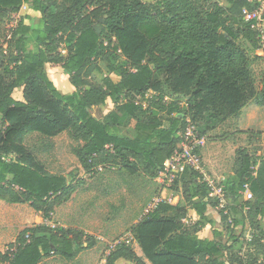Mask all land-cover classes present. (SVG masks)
I'll return each instance as SVG.
<instances>
[{"label": "trees", "instance_id": "1", "mask_svg": "<svg viewBox=\"0 0 264 264\" xmlns=\"http://www.w3.org/2000/svg\"><path fill=\"white\" fill-rule=\"evenodd\" d=\"M24 4L40 13V22L29 24L31 15L25 14L9 26ZM259 5V0H0V200L29 203L49 219L87 182L48 171L27 144L35 134L47 148L51 138L67 132L86 173L102 166L157 180L188 117L207 129L238 117L250 102L264 108V71L258 90L252 68L259 56L252 57L246 41L240 43L259 48L258 33L245 20V11ZM105 15L98 33L94 25ZM102 61L119 82L110 75L95 78ZM47 63L62 65L73 92L57 87ZM18 88L22 100L13 96ZM167 96L173 99L169 104ZM149 97L153 104L137 103ZM108 99L116 109L105 113ZM169 107L174 115L163 119ZM254 134L263 136L264 129ZM234 171L237 179L226 184L227 213L219 209L226 242L199 236L212 222L209 206L218 201L203 176L188 169L172 187L182 190L184 203L159 202L132 226L131 240L110 251L106 264L121 258L126 264H263L264 153L239 147ZM245 182L254 195L249 200L242 193ZM234 204L239 217L232 213ZM82 236L73 228L26 227L0 249V264H40L51 254L73 260L94 244L85 247Z\"/></svg>", "mask_w": 264, "mask_h": 264}, {"label": "rangeland", "instance_id": "2", "mask_svg": "<svg viewBox=\"0 0 264 264\" xmlns=\"http://www.w3.org/2000/svg\"><path fill=\"white\" fill-rule=\"evenodd\" d=\"M25 14L31 15L27 22L32 25L37 23L41 17L39 12L31 10L29 7L28 10L22 12V15ZM19 20V15L14 14L9 26L16 25ZM240 43L244 46L245 40L241 39ZM257 58H261L260 61L262 62L264 61V56ZM100 64L102 71L94 73L98 81H101L105 73H108L105 62L102 61ZM261 73L257 69L254 72L258 90L262 88ZM63 76L67 78V75L63 74ZM50 78L54 82L56 80L55 84L61 89L59 80L54 76H50ZM20 92L22 94L21 88L16 89L14 97ZM151 94L153 95V92ZM149 98V101H143L146 104H153L154 99ZM172 100L171 97L167 96V104ZM184 103L186 101L182 102V104ZM172 109L173 107H169L162 114L163 119L174 115ZM166 121L165 123H167ZM200 129L208 137L203 151L213 145L210 157L216 167L232 165V156L226 162V144L224 141L226 140V131L229 132L232 129L231 126L226 127V122H224L217 123L215 127L207 129L200 127ZM126 131L131 134V130ZM49 142L52 143V147L43 148V139L35 134L31 136L27 144L34 148L48 171L62 173L68 177H71L70 174L72 173L75 174V183H79L83 179H87V182L79 185L78 191L70 201L57 206L49 219H46L43 213L34 210L29 203L15 204L0 200V249L15 242L24 228L48 224L56 228L77 229L83 233L79 242L83 243L85 247L90 241H94V244L79 252L73 260H66L57 254H51V256L43 258L40 264H102L109 254V243H114L117 240H131L132 226L148 213L150 204L159 194V185L156 180H152L143 174L132 176L124 170L118 172L114 169H105L92 174L86 173L71 150L73 141L67 132L51 138ZM250 142L248 144L246 142V147L251 150L256 148L264 153V136L256 135L252 137ZM208 175L219 180L212 173ZM181 192L180 189L179 193ZM181 203L183 204L184 200ZM100 235H103L105 239L99 238ZM88 237L91 239L87 240ZM119 264H126V262L123 260Z\"/></svg>", "mask_w": 264, "mask_h": 264}, {"label": "crops", "instance_id": "3", "mask_svg": "<svg viewBox=\"0 0 264 264\" xmlns=\"http://www.w3.org/2000/svg\"><path fill=\"white\" fill-rule=\"evenodd\" d=\"M40 19L37 23H35V25L40 22ZM245 41H246L245 46L250 51L252 57H255V56L263 57L262 55L258 53V49L251 50L250 43L247 40ZM260 59L257 58L253 61L252 68L254 72L256 71V69L260 70L262 72L261 74L263 75L264 61L262 62L260 61ZM46 70L49 76L51 77L54 76L55 78L59 80L60 82L59 85L61 86V89L58 86L57 87L61 91H66L65 93H67V92H73L75 90V87L72 85L70 81V75L62 67V65L47 63ZM63 74L67 75V78H65ZM105 75H110V77L114 80V82H119L121 79L120 76L110 73L109 71L108 73H105ZM261 80H262V76H261ZM261 87H262V83H261ZM21 90H22V94L20 92L18 95H16L15 99H18V100L23 99V88H21ZM13 96H15V94ZM115 109H116V106L111 99H108L106 104L103 106V110L105 113H110L111 111H114ZM228 124L231 126L232 129H230L229 132L228 130L226 131V140H224L226 144V162H228L227 159L232 156L233 158L231 161L232 165L227 164L226 167H221V166L216 167V165L212 162V158L210 157L212 154L211 147L213 145L209 146L207 150L203 151L205 173H208V174L212 173L214 176L224 181L225 185L227 183L231 184L237 179V175L234 171L236 150L239 147H246L248 142L251 141L252 137L256 136L254 134V131L264 129V108L260 107L255 102H250L245 108H243L241 114L238 117H232L226 121V127L227 126L229 127ZM175 195H176V200H175L176 203L183 201L182 193L175 192ZM232 213L233 215H236L238 217L240 216V208L238 207V205L234 204ZM206 214L211 219L212 222H206L202 226V228L198 232L199 236L203 239L212 240L216 238L222 242H226V239H227L226 238V224L222 220L218 205L217 206L210 205ZM190 218L193 220L197 218V213L194 210H190ZM215 231L219 233V236L217 237L215 236ZM98 237L101 239H105L103 235H100ZM123 260H124L123 258L119 259L117 264H119Z\"/></svg>", "mask_w": 264, "mask_h": 264}, {"label": "built area", "instance_id": "4", "mask_svg": "<svg viewBox=\"0 0 264 264\" xmlns=\"http://www.w3.org/2000/svg\"><path fill=\"white\" fill-rule=\"evenodd\" d=\"M260 5L254 9L245 11V20L252 23L253 29L258 33L259 48L258 53L264 56V0H259ZM28 10V5L24 4L20 12L16 13L21 17L22 12ZM137 103L146 104L139 99ZM180 142L174 153L164 163V168L157 176V183L159 185V194L153 199L148 208V212L155 209L157 204L161 201H166L176 204V195L172 190L173 185L181 179L182 175L189 169L197 171L203 176V181L210 189V196L218 201L219 209H223L227 213L228 198L226 192V185L224 181L217 180L210 177L204 171L203 149L207 144L208 137L202 133L199 126L190 117L186 119L185 126L179 130ZM103 167L99 166L97 171H102ZM253 175H256L254 171ZM242 193L245 199H252L254 197L250 188V182H245ZM132 238V234H130ZM128 242L124 240H117L114 243H109L108 251L110 253L117 245ZM102 264H106V259Z\"/></svg>", "mask_w": 264, "mask_h": 264}, {"label": "water", "instance_id": "5", "mask_svg": "<svg viewBox=\"0 0 264 264\" xmlns=\"http://www.w3.org/2000/svg\"><path fill=\"white\" fill-rule=\"evenodd\" d=\"M107 17L108 16L105 15L104 17L100 18L99 24L94 25V28L97 30L98 33L101 32V26H102V24H104L106 22ZM69 179L71 180V177H69Z\"/></svg>", "mask_w": 264, "mask_h": 264}]
</instances>
